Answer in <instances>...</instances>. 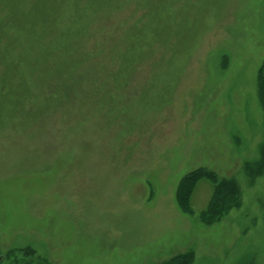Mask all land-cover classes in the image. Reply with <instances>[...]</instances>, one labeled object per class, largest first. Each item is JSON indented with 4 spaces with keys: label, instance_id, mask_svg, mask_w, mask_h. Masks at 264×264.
Here are the masks:
<instances>
[{
    "label": "rangeland",
    "instance_id": "obj_1",
    "mask_svg": "<svg viewBox=\"0 0 264 264\" xmlns=\"http://www.w3.org/2000/svg\"><path fill=\"white\" fill-rule=\"evenodd\" d=\"M0 49V264H264V0H0Z\"/></svg>",
    "mask_w": 264,
    "mask_h": 264
},
{
    "label": "trees",
    "instance_id": "obj_2",
    "mask_svg": "<svg viewBox=\"0 0 264 264\" xmlns=\"http://www.w3.org/2000/svg\"><path fill=\"white\" fill-rule=\"evenodd\" d=\"M6 3V0H4ZM12 1V0H10ZM10 6L7 8V10ZM37 27L40 28V23H37ZM1 52V49H0ZM259 92L261 100L264 106V66L260 70L259 75ZM251 176L259 177L264 172V147H263V159L257 164L252 165ZM204 171V169H199ZM198 171V170H197ZM205 172V171H204ZM197 174L192 173L186 177L179 189L178 200L181 208L184 211L191 212L190 207V193L194 188L197 181L201 179H207L211 181L215 187L213 197L209 203L207 209L201 215V219L208 225L217 223L221 218L226 215L231 209L239 207L238 197L240 196V188L235 180L222 179L218 180L213 174L214 172H205ZM194 261V253L188 252L177 255L170 260L161 264H192Z\"/></svg>",
    "mask_w": 264,
    "mask_h": 264
}]
</instances>
